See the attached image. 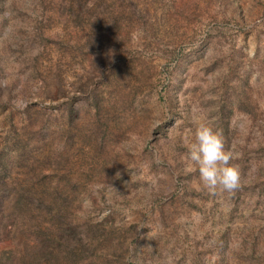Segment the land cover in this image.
Wrapping results in <instances>:
<instances>
[{
  "label": "rangeland",
  "instance_id": "rangeland-1",
  "mask_svg": "<svg viewBox=\"0 0 264 264\" xmlns=\"http://www.w3.org/2000/svg\"><path fill=\"white\" fill-rule=\"evenodd\" d=\"M197 117L231 192L184 172ZM0 175L66 197L68 264H264V0H0Z\"/></svg>",
  "mask_w": 264,
  "mask_h": 264
},
{
  "label": "trees",
  "instance_id": "trees-1",
  "mask_svg": "<svg viewBox=\"0 0 264 264\" xmlns=\"http://www.w3.org/2000/svg\"><path fill=\"white\" fill-rule=\"evenodd\" d=\"M6 182V177L0 175V236L6 234L12 237L11 240H16L9 264H46L51 261L68 264L70 254L76 257L72 246L79 233V223L68 211L70 205H67L66 197L57 192L36 195L29 187L30 180H26L22 183H26L29 189L17 187L9 199L7 193L11 194V189L7 192V189L2 191L1 188L7 186ZM46 198L50 201V207L42 208L41 204ZM6 202L11 206L7 214L2 210ZM39 219L43 220L42 225L38 223ZM34 235L39 238V243L35 241ZM17 238H21V243L17 242ZM123 262H127L126 258Z\"/></svg>",
  "mask_w": 264,
  "mask_h": 264
},
{
  "label": "clouds",
  "instance_id": "clouds-1",
  "mask_svg": "<svg viewBox=\"0 0 264 264\" xmlns=\"http://www.w3.org/2000/svg\"><path fill=\"white\" fill-rule=\"evenodd\" d=\"M194 123L195 131L186 140L184 172H198L206 190L231 192L240 183L239 166L234 163L239 153L235 146L226 148L222 131L210 121L197 117Z\"/></svg>",
  "mask_w": 264,
  "mask_h": 264
}]
</instances>
